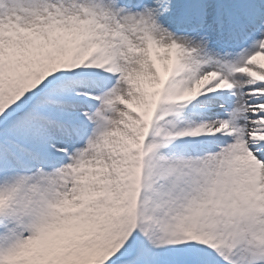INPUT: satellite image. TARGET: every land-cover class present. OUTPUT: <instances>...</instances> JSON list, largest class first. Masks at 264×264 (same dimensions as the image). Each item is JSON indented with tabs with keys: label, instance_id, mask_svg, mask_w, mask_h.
Instances as JSON below:
<instances>
[{
	"label": "snow or ice",
	"instance_id": "obj_1",
	"mask_svg": "<svg viewBox=\"0 0 264 264\" xmlns=\"http://www.w3.org/2000/svg\"><path fill=\"white\" fill-rule=\"evenodd\" d=\"M0 264H264V0H0Z\"/></svg>",
	"mask_w": 264,
	"mask_h": 264
}]
</instances>
